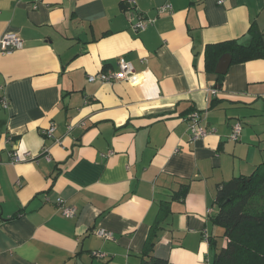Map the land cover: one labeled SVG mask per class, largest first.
<instances>
[{
	"label": "crops",
	"instance_id": "1",
	"mask_svg": "<svg viewBox=\"0 0 264 264\" xmlns=\"http://www.w3.org/2000/svg\"><path fill=\"white\" fill-rule=\"evenodd\" d=\"M130 1L0 0V40H23L0 50V264H140L159 218V258L207 264L210 240L224 246L218 186L264 162V59L231 62L219 78L229 53L209 71L205 49L248 44L252 26L264 39V0ZM139 14L155 22L135 31ZM121 57L129 80H88ZM195 110L215 133L191 139ZM15 151L36 159L13 162Z\"/></svg>",
	"mask_w": 264,
	"mask_h": 264
},
{
	"label": "trees",
	"instance_id": "2",
	"mask_svg": "<svg viewBox=\"0 0 264 264\" xmlns=\"http://www.w3.org/2000/svg\"><path fill=\"white\" fill-rule=\"evenodd\" d=\"M250 43L228 40L209 44L205 49L206 67L215 71L219 58L229 53L233 63L264 59V39L259 30L251 27ZM223 75H219L222 78ZM186 191H179L174 198L184 196ZM216 203L218 212L213 222L223 228L224 246L210 240L215 250L212 264H264V162L250 174H241L218 186ZM163 206L159 214H164ZM162 219V218H161ZM160 218L154 223L142 253L140 264H174L154 255L155 239L158 235Z\"/></svg>",
	"mask_w": 264,
	"mask_h": 264
},
{
	"label": "built area",
	"instance_id": "3",
	"mask_svg": "<svg viewBox=\"0 0 264 264\" xmlns=\"http://www.w3.org/2000/svg\"><path fill=\"white\" fill-rule=\"evenodd\" d=\"M220 3L223 2V0L219 1ZM135 1H130V4H134ZM36 7V6H35ZM163 9L167 8L169 10H172L171 4H165L162 6ZM155 22V18H149L145 17L144 15L139 14L137 16V20L133 23V28L135 31H144L148 28L149 25H152ZM23 45V40L20 37V35L17 32L14 31H7L4 33L0 40V50L1 53L6 54L10 53L16 49L21 48ZM119 69L117 71L112 70H104L96 75H90L88 80L90 82H95L97 80H100L102 82H108L113 83L115 81H121V80H129L135 73L134 65L131 61L127 60L125 57H121L118 62ZM0 102L3 107L9 106V100L6 97H1ZM188 122H189V129H190V137L193 140L197 139H204L210 134H213L216 132L215 128H208L205 125H203L202 122V116L198 110H195L191 112L188 116ZM242 126L239 123H236L233 126V131L231 134V138L235 141L239 140L240 134H241ZM55 132V125L51 124L47 129H45L44 134L49 137H54ZM45 154V155H44ZM44 156L50 160L51 156L49 155L48 151H44ZM36 159L34 155H32L31 152H25L23 154L19 153L18 151H15L12 155V161L13 162H20L26 159ZM57 204L61 207L62 213L67 217H75L77 215V208L74 206H69L66 204L65 200L63 198L57 199ZM208 214L212 212V209H208ZM96 233L104 237L106 239H112L114 237V233L105 229H98ZM204 238L206 240H210V235L205 231L204 232ZM226 239L224 243H226ZM97 255L99 257H105L106 254L104 252H98ZM207 264H212V262H208Z\"/></svg>",
	"mask_w": 264,
	"mask_h": 264
},
{
	"label": "water",
	"instance_id": "4",
	"mask_svg": "<svg viewBox=\"0 0 264 264\" xmlns=\"http://www.w3.org/2000/svg\"><path fill=\"white\" fill-rule=\"evenodd\" d=\"M232 62L231 54H225L219 61L217 65V73L223 75L227 72L229 66Z\"/></svg>",
	"mask_w": 264,
	"mask_h": 264
}]
</instances>
